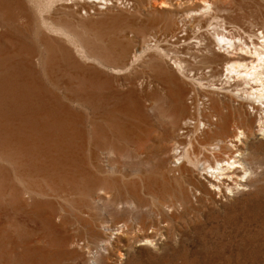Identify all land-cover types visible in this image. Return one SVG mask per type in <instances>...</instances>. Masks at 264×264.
I'll list each match as a JSON object with an SVG mask.
<instances>
[{"label":"rangeland","instance_id":"rangeland-1","mask_svg":"<svg viewBox=\"0 0 264 264\" xmlns=\"http://www.w3.org/2000/svg\"><path fill=\"white\" fill-rule=\"evenodd\" d=\"M85 1H64L56 6L62 20L73 24L77 37L80 34L78 39L86 53L92 54L83 60L77 53L80 69L101 73L102 79L94 82L101 90L102 84L109 81V99L103 102L95 97L94 109L69 99L88 87L81 73L66 74L72 84L68 88L55 84L45 74L48 55L40 45V27L32 26L17 37L25 50L44 53L43 66H32L37 72L35 78L67 110L61 116L66 121L60 116L50 120L45 114L37 115V119L14 120L17 126L21 124L28 130L22 136L32 138L34 144L28 148L29 155L20 153L24 158L9 148H0V264H264V138L258 135L243 144L247 147L244 157L249 167L242 177L246 181L237 177V183L231 182V190L223 188L220 192L208 183L210 190L198 189L164 172L176 145L192 154L197 149L195 134L185 130L194 125L186 127L183 123L190 114L195 115L196 101L200 103L211 90L210 81L221 86L218 76L227 57L222 52L218 55L209 51L214 48V32L246 39L264 32V0ZM160 1L166 5L159 7ZM181 24L185 28L182 33H187L166 43L169 27ZM197 40L201 41L198 46ZM92 41L99 43L100 51L93 48ZM125 42L130 44L128 64L135 51L139 53L144 46H151L128 68L115 54L105 59L107 65L100 63L99 57L107 56L106 47L117 49ZM158 45L168 48L171 58L159 56ZM11 46L2 40L0 50L10 54ZM176 56L184 61L185 71L172 64ZM152 61L167 71L168 82L155 74ZM3 75L1 72L0 77ZM197 77L203 83L200 86ZM20 79L21 83L29 78L20 72ZM235 82L226 81V90L214 89V94L225 98L222 99L227 112L238 115L241 110L250 111L257 119L260 114L252 109L254 104L245 100L242 103L232 94ZM191 94L195 95V104ZM5 97L8 93L0 88V106L9 105L3 103L7 101ZM260 103L256 102L255 108ZM153 105V112H159L161 117L152 121L154 130L146 134L145 126L135 115ZM104 109L110 112L109 119L108 115L102 116ZM6 112L8 108L0 109L4 129L11 125ZM166 120L172 130L169 136L162 128ZM119 126H129L134 131L132 141L118 132ZM101 128L107 134L101 133ZM58 156H65L68 162L57 160ZM94 161L99 164L97 167ZM80 164L87 174L78 176L75 172Z\"/></svg>","mask_w":264,"mask_h":264},{"label":"bare ground","instance_id":"bare-ground-1","mask_svg":"<svg viewBox=\"0 0 264 264\" xmlns=\"http://www.w3.org/2000/svg\"><path fill=\"white\" fill-rule=\"evenodd\" d=\"M64 1H70V2H67L68 4H70V3L73 4V2L79 3L78 2L79 0H0V12L2 13V19L0 20V44L2 43V40H3V43L6 40H7V42L12 43L10 54H6L2 50H0V73L4 72L3 77H0V88H2V89L4 88V93H8V97H5V99H7V101L6 102L4 101L3 103L9 104L7 106H4V105L0 106V109H2L4 107L8 108V112H6L7 114H9L8 125L11 124L10 126L7 127V129H4L2 124H4L5 121L0 120V148H2V147L9 148L12 152H14V154H20V153L25 152L26 154L29 155L28 148L30 146L34 145V144H31L30 139H32V138L27 137V136H25V138H24L22 136L25 133V131H26V133H28V130H26L25 127H20V126H22L21 124H20V126H17L18 122L17 123L15 122L16 124L13 123L15 119L21 120V118H26L27 120H29L31 118L32 119L36 118L37 115H39V114H42V115L45 114V115L49 116V118L51 120L53 118H60L62 115H65V112L67 110V106L59 103L56 99H54L52 96H50V94L45 89L44 85L40 81H38L37 78H35L37 75V72L33 69L32 66L35 64L38 67L43 66V64H44V53L42 51H40L39 54H33L32 52L25 50V48L21 44V42H19L17 40V37L20 36V34L25 33V32H29L32 26H35V28L40 27L43 30L39 41H40V45L42 46L44 52L48 55L47 67L44 68V71H45V74H47L49 76V78L55 84H60V86H61V84H63L65 88L71 87L72 84L68 81V79L66 77L67 73H69L71 75L81 73L83 75V77L86 79V81L88 83V87L83 89V90H80L79 96H77V97L76 96H70L69 99H72V101H79L80 103H83L85 105H89L93 109L96 107V100L94 99L95 97L100 98L103 102L107 101L109 99V93H107V91L109 92V81L102 84V89L106 91V93H105L103 90L99 89L98 87H96L94 85V82L96 80L102 79L101 73H99L97 70H95L93 72L86 73L84 70L80 69L81 61H80L79 57H78L79 59L76 57L77 53L79 54V56L81 55L82 57H84L83 60L90 58L92 54L88 55L86 53V51L84 50V47H83L84 45H82L79 42L80 40L78 39L80 34L77 37V34L75 33V31L73 29V24H71L68 21L62 20V17L59 14L61 12L58 11L59 7L56 5H58ZM80 1H82V0H80ZM164 2L165 1H160L158 6L159 7L165 6L166 4ZM105 3L107 4L106 1H105ZM76 4H74V5H76ZM79 4H81V3H79ZM67 7H69V6H67ZM78 7L79 6H77V8ZM73 9H74V7H73ZM178 26L177 27H169L168 26L169 31L165 34V37L167 38L166 43H168L167 40H170L171 38H172V40H177V39H181V37L184 36L185 32L184 33H182V32L185 28H183L182 24L178 25ZM213 35H214V37H213L214 38V41H213L214 48L212 50H209V51H213V52L215 51L217 54L222 52L227 57V59L224 61V65H223L221 74L219 76L217 75L218 80H220L219 84L221 86L219 87L218 85H215L216 82L213 83L212 81H210L211 82L210 84H212L211 90H209V92L203 96V98L201 99L202 101L200 103H199V101L198 102L196 101V107L197 108H194V111H196L195 115H193L194 113L190 114V116L188 117V120L186 119L185 122L183 123V125H185L186 127H187V125L191 124V125H194V127L196 128L193 130L194 127L192 129H190L188 127L187 128L188 130L187 129H185V130L188 133L190 131H193L192 133L195 134V137H196V140L198 143V145L195 143L197 145V149L192 154L190 151H188V149L181 150L180 148H177L178 145H176L175 149H173L174 152H173V157L171 158L172 160L169 162L170 164H167V166L164 167V169H165L164 172H166V175H170V176L172 175V177L178 176V178L184 179L185 180L184 182L191 183L192 185H194L198 189L204 188L206 190H210L211 187L209 188L206 185L208 183L210 186H212L213 188H217L221 192V190L223 188L231 190V188H232L230 186V185H232L231 182L237 183V177H239L238 179H240L242 181H246V179H244V180L242 179V177H244V175H246V173H248V169H249V167L248 168L246 167V159L244 157V154L246 152L247 147L245 148L244 145L248 144V141L251 138H255L258 135H260V138H264V32L260 31L259 34L256 33V34L248 35V39L242 38L240 36H237V37L233 36V35L229 36V35H226L224 33L218 32L217 30L214 32ZM185 36H188V35H185ZM164 39H162V40H164ZM185 39H184V42H185ZM187 39H189V38H187ZM95 41H92L90 43H92L93 48L100 51L101 49L98 47L99 43L96 44L97 42H95ZM189 42H191V41H188L187 43H189ZM196 42H197V46L201 44L200 40H197ZM125 43L119 44V47L117 49H112V47H106L107 48L106 58L101 59V57H102L101 56V57H99L100 59L98 57H97V59H99V61L102 65H105L106 64L105 59L109 60L111 57L110 54H112V55L115 54L120 59V61H122V63L124 65L128 64L127 62H129L128 56L130 54L129 53L130 52V47H129L130 44L129 43L125 44ZM185 44H186V42H185ZM188 45H190V44H188ZM204 45H207V44H204ZM148 46H151V45L148 44V45H146V47L144 46V48L141 49L142 51L139 53H137L135 51V53L132 57L133 60L130 62L131 65L133 64V62L138 61L139 58L142 57V55H144V53L147 51V48L150 49V47H148ZM157 50L160 54L159 56L163 55V57L165 59L171 58V57H169L170 51L168 48H166V47L161 48L158 45ZM100 53H98V54H100ZM103 53H104V51L102 52V54ZM171 55H173V54H171ZM94 57H96V55H94ZM94 59L96 60V58H94ZM88 61H90V60H88ZM129 64L126 65L125 68H128L130 66ZM172 64L177 68V70H184L186 67L184 65L185 64L184 61H182L180 58H177V56L174 60H172ZM162 67L163 66H159V65L155 64L154 65V68H155L154 71H155V74L159 78H161V80L166 82L168 80L166 78V72L167 71L164 70V68H162ZM216 71H218V70H216ZM20 72H22L23 75H25L29 79L20 83L19 81H22L20 79ZM187 72H188V70H187ZM209 72L211 73V71H209ZM208 75H210V74H208ZM210 76H212V75H210ZM167 77H168V75H167ZM188 77H189V75H188ZM194 77H191V78L194 79ZM196 79H197V82H199V84H198L199 86H200V84H203L200 82L198 77ZM225 80L229 83H230V81H236V82L238 81V84H236V82H235V85H237V86H235L231 89L232 94H234V96H236L237 98L240 99V100L237 99L238 101L245 100V101L249 102L250 104L253 103L254 106H252V109L254 111H258L260 114V116L257 119L255 118V116L252 115V112L250 113V111L249 112H246V111L242 112V110L240 109L241 112H239L240 111L239 110L238 115L237 114L234 115L233 113H229L230 111L227 112L228 110L226 111V108L228 106L226 107L224 105L223 99H225V98L222 97L223 98L222 99L219 96V93L214 94V92H216V90H219V91L221 90L223 92H224V90H226L225 85H223V83H226ZM147 81H146V83H147ZM240 85H242V87H239ZM203 86H205V84ZM64 87H62V88H64ZM23 88H25V90H26L24 93H22L20 91ZM40 89H42L41 94L39 92ZM214 89H216V90H214ZM145 92H146V90H145ZM190 93H191V91H190ZM30 94H31V96H30ZM110 94H112V93H110ZM130 94H132V92H130ZM177 94H179V93H177ZM231 95H230V98H232ZM194 97H195V95H194ZM194 97L191 94V99H192L191 101L195 104V102L193 100ZM154 101H155V99H154ZM243 102L244 101H242V103ZM256 102H261L260 106L258 108H255ZM153 103L154 102L150 103L149 105H151ZM235 103H236V100H235ZM237 104H239V103H237ZM247 105H248V103H247ZM239 106L241 107L242 105H238V107ZM38 107H40V109ZM153 107H154V105L151 106L150 108L148 106V108L146 110L145 109L142 110L139 107L140 112L138 111L139 113L137 112L135 115V117H137L138 120L145 126L143 131L146 134L147 133L149 134L150 132H152L151 130H154L152 121H154V120L157 121V120H159L158 118L161 117L159 115V112H156V111L153 112V110L156 106L154 108ZM184 107H185V105H184ZM232 107L233 106H231V108ZM176 108H178V107H176ZM180 108H181V106H180ZM232 109H234V108H232ZM248 109H249V106H248ZM155 110H157V108ZM162 110H164V109H162ZM244 110H245V108H244ZM105 111H104L102 116L105 117L108 115L107 116V118H108L110 112L109 111L105 112ZM167 111H168V109H167ZM179 111H180V109H179ZM181 111L183 113V111H185V110L182 109ZM236 111L234 113H237ZM168 113H170V111ZM191 113H192V111H191ZM104 117H102V118L105 120ZM110 117H111V115H110ZM61 118L64 121H66L65 117H61ZM11 120H13V121L11 122ZM107 121L108 120L106 119V122ZM166 122H167V120H166ZM166 122L165 123L162 122L163 123L162 128L164 130L163 132H165L164 134L166 136H169L170 135L169 131H172V130L170 129V124H169L170 122H167V123ZM158 124H160V123H158ZM191 125H189V126H191ZM115 126H114V129H115ZM126 127L128 129H126ZM126 127L123 128V127L119 126L118 132L124 133V135L126 136V139L132 141L133 140L132 137L134 136L133 135L134 131L132 129L130 130L129 126H126ZM172 127H175V126L173 125ZM102 130L103 131L101 133L107 134V131L104 130V128ZM182 132H184V131H182ZM179 135H180V132H179ZM137 136H138V134H137ZM150 137H151V135H150ZM57 138H59V137H57ZM122 139H124V138H122ZM192 139L194 140V138H192ZM52 141H54V140H52ZM109 142L110 141H108V143ZM59 143H60V141H59ZM128 143H129V141H128ZM78 145H77V147H78ZM83 145H82V147H84ZM80 146H81V144H80ZM104 146H106V145H104ZM79 150H80V148H79ZM75 154H76V152H75ZM75 154L73 153V155H75ZM20 156L23 157L24 155L20 154ZM28 157L25 156L26 162H28V160H29ZM62 157H59L57 160L62 159V160H65V163H67L68 159L66 160L65 156H64V158H62ZM45 158H46V156H45ZM80 158H82V157H80ZM51 159L55 160V157H53ZM82 160H80V161H82ZM18 161H19V159H18ZM71 161H72V159H71ZM53 162H56V161H53ZM76 163H77V161H76ZM93 165H95V167H97L99 164H97L96 161H94ZM162 165L163 164H161V166H160V170L162 169L161 168ZM172 167H174V168H172ZM161 171H163V170H161ZM200 171H202V172H200ZM75 172H78V176L87 174V171L83 167V164L81 166L77 165ZM241 172H242V174H241ZM200 173H202L204 175L203 180L205 179L207 181V182L205 181L206 183L200 179V177H199L201 175ZM163 175H165V174H163ZM165 181H166V179H165ZM170 182H171V180H170ZM33 260H35V259H33Z\"/></svg>","mask_w":264,"mask_h":264}]
</instances>
